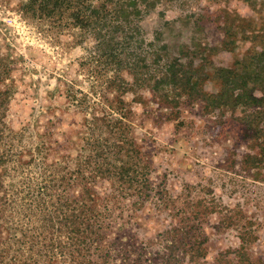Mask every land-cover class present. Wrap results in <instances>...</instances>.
Here are the masks:
<instances>
[{"label": "rangeland", "instance_id": "374dc122", "mask_svg": "<svg viewBox=\"0 0 264 264\" xmlns=\"http://www.w3.org/2000/svg\"><path fill=\"white\" fill-rule=\"evenodd\" d=\"M136 1L143 12V49L167 48L164 55L196 64L207 58L208 65L233 66L250 42L238 33L230 47L235 51L228 50L222 45L227 28H236L240 18L264 25V0ZM18 2L0 0V62L9 67L1 87L10 91L1 125L0 240L7 237L9 228L40 227L42 217L19 209L37 206L34 198L47 180L66 174L78 180L91 152L86 122L90 116L67 94L72 87L91 91L93 81L83 63L94 65L92 41L79 44L77 29L58 37L50 35L48 25L42 31L17 11ZM206 89L218 88L208 81ZM124 99L131 110L129 133L142 152L152 196L134 212H130L132 201L124 200V217L118 204L106 203L117 212L115 226L127 223L128 228L118 233L122 241L133 245L136 239L139 253L148 255L147 264H153L155 256L141 250L142 242L152 243L148 249L156 254L161 246L156 242L159 234L173 226L187 227L207 237L206 260L211 264L221 254L234 259L243 240L250 259L264 262V164L254 158L260 147L250 137L253 129L232 118L226 108L207 110L186 99L180 105L183 123L171 121L168 108L159 104L149 88L130 92ZM93 174L88 168L83 181H77L71 190L75 197L86 181L102 196L116 192L112 181L93 180ZM155 206L161 211L156 212ZM10 243L0 242V251H5L0 253V264H23L30 254L37 258V249L24 259V252L18 253Z\"/></svg>", "mask_w": 264, "mask_h": 264}, {"label": "trees", "instance_id": "16d2710c", "mask_svg": "<svg viewBox=\"0 0 264 264\" xmlns=\"http://www.w3.org/2000/svg\"><path fill=\"white\" fill-rule=\"evenodd\" d=\"M137 2H18L16 9L28 23L37 25L42 31L43 26L48 25L50 35L54 37L65 30H79V44L92 41L94 63L93 66L83 63L88 78L93 81L90 93L72 87L67 94L82 112L90 116L86 122L92 136L88 142L91 152L84 162V170L77 176L78 180L73 181L67 174L53 181L47 180L34 198L40 208L34 205L19 209L42 217L41 226L9 228L7 237L0 240L3 244L13 241L10 246H17L18 253L24 252V259L37 249V258L30 254L31 258L23 264H65L66 261L70 264H118V259H121V264L149 263L148 255L139 253L140 245H137L136 239L132 245L124 243L119 237L128 228L127 223L121 222L115 226L117 222L113 219L117 212L106 204H118L121 209L119 215L124 217V200L132 201L130 212H134L145 207L152 196L149 192L152 187L149 172L142 152L137 139L129 133L131 110L124 99L137 89H151L159 104L168 108L167 118L179 124L183 123L180 121L183 99L202 105L207 110L226 108L232 118L253 129L250 137L260 147L258 156L254 158L264 164V25L255 26L253 18H240L236 28H227L222 45L228 50L235 51L230 47L236 44L239 34L250 42V48L233 66L223 68L213 63L208 65L210 62L207 58H201V62L196 64L183 61L180 57L164 55L167 48H156L149 52L143 49L140 39L143 12ZM85 67H89V70ZM8 75L9 67L1 60L0 140L4 135L1 125L10 96L9 89H3L1 84ZM208 81L218 89L208 91ZM88 168L95 173L93 180L112 181L116 192L102 196L93 191V185L90 188L86 181L82 184L81 194L75 197V192L71 190L77 181H83V174ZM153 209L161 211L157 206ZM159 237L161 239L156 242H160L161 246L156 254L148 249V245L150 248L153 246L152 243L142 242L141 250L154 254L157 263L153 264H211L206 260L207 237L203 233L201 235V232H191L187 227L173 226ZM246 244V240H243L242 248L234 259L221 254L222 257L212 264H264L250 259L245 251ZM112 247L115 249L112 250ZM132 256H136V259Z\"/></svg>", "mask_w": 264, "mask_h": 264}]
</instances>
